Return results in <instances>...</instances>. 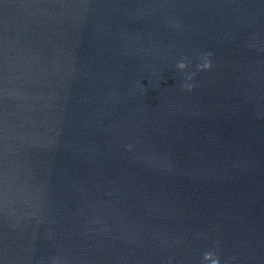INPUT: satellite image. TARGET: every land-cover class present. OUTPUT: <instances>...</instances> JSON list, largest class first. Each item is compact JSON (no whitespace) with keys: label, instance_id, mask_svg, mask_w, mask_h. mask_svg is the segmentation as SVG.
I'll return each instance as SVG.
<instances>
[{"label":"water","instance_id":"95a60500","mask_svg":"<svg viewBox=\"0 0 264 264\" xmlns=\"http://www.w3.org/2000/svg\"><path fill=\"white\" fill-rule=\"evenodd\" d=\"M0 264H264V0H0Z\"/></svg>","mask_w":264,"mask_h":264}]
</instances>
